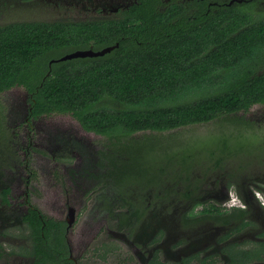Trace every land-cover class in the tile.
I'll list each match as a JSON object with an SVG mask.
<instances>
[{"label":"flooded vegetation","instance_id":"flooded-vegetation-1","mask_svg":"<svg viewBox=\"0 0 264 264\" xmlns=\"http://www.w3.org/2000/svg\"><path fill=\"white\" fill-rule=\"evenodd\" d=\"M62 1L83 18L55 21L121 17L137 2ZM158 1L192 16L264 10V0ZM15 87L0 90V264H264V164L231 178L211 162L219 171L188 177L197 164L150 161L145 134L55 130L23 87L3 98ZM126 173L147 177L123 183Z\"/></svg>","mask_w":264,"mask_h":264},{"label":"trees","instance_id":"trees-1","mask_svg":"<svg viewBox=\"0 0 264 264\" xmlns=\"http://www.w3.org/2000/svg\"><path fill=\"white\" fill-rule=\"evenodd\" d=\"M137 0L121 17L0 25V90L32 93L33 114H69L116 137L167 131L264 103V10L187 14ZM102 56L59 61L76 49Z\"/></svg>","mask_w":264,"mask_h":264},{"label":"rangeland","instance_id":"rangeland-1","mask_svg":"<svg viewBox=\"0 0 264 264\" xmlns=\"http://www.w3.org/2000/svg\"><path fill=\"white\" fill-rule=\"evenodd\" d=\"M81 15H84L83 12L74 11L71 5L62 0H0V25L14 21L79 19L83 18ZM15 95L23 97V89L15 87L5 93L3 98L10 101V98ZM46 120L52 122L61 131L72 130L74 134H89L83 132L69 114H52ZM142 134H145L143 138L150 149L156 146L154 149L157 153L147 154L150 161L160 162L159 164H177L186 172L189 171L186 168L188 165L197 164L188 177L204 173L211 166L214 171H219L218 168L227 169L231 178H234L239 173L238 170H249L264 164V154L259 149V147L264 149V103L252 106L243 115L238 113L236 116H221L208 122L191 124L169 131ZM258 145L259 147H256ZM94 146L101 149L108 145L105 139L97 138L94 140ZM231 152H233L234 160L230 156L226 161L219 163L218 168L211 161L205 162L208 158L211 160L212 154L214 156L229 155ZM260 155H263V163L259 158ZM223 164H226L227 168H223ZM171 167L172 165L168 168ZM130 175L126 173L125 176H121V181L128 183L134 179L137 182L147 177ZM171 176L173 178L166 177V179L173 180L176 177L173 173Z\"/></svg>","mask_w":264,"mask_h":264},{"label":"water","instance_id":"water-1","mask_svg":"<svg viewBox=\"0 0 264 264\" xmlns=\"http://www.w3.org/2000/svg\"><path fill=\"white\" fill-rule=\"evenodd\" d=\"M9 23V22H8ZM5 24V23H4ZM2 25V24H1ZM118 44L116 43L115 45H110V46H105V47H102V48H100V49H96V50H94V49H92V48H85V49H76V50H73V51H71V52H67V53H64L62 56H60L59 58H56V59H52L51 61H50V63L52 62V61H59V60H66V59H72V58H81V57H93V56H102V55H104L105 53H107V52H109V51H111L114 47H116ZM254 105H256V104H254ZM253 105V106H254ZM251 108V107H250ZM70 117H72L71 115H70ZM73 118V117H72ZM76 120V119H75ZM50 122V121H49ZM76 122L78 123V125L80 126V124H79V122L76 120ZM51 124H53L52 122H50ZM197 124V123H196ZM54 125V124H53ZM191 125V124H190ZM184 126H187V125H184ZM54 127H55V130H60L58 127H56L55 125H54ZM81 127V126H80ZM180 127H183V126H179V127H176V128H173V129H177V128H180ZM82 128V127H81ZM173 129H171V130H173ZM82 131L83 132H85V133H89V134H92L91 132H87L86 130H84L83 128H82ZM167 131H169V130H167ZM153 132H156V131H150V130H143V131H137V132H135V133H132V134H142V133H153ZM161 132H163V131H161ZM94 134V133H93ZM256 147H259V145L258 146H256ZM155 147H153L152 149H151V153H157V151H156V149H154ZM259 149H261L262 150V154H264L263 153V151H264V149L263 148H260L259 147ZM232 153V155H230ZM229 155H227V154H219V155H216V156H214L213 154H212V156H211V160H210V158H208L207 159V161H205V162H208V161H211V162H213V163H215V164H219V163H221L222 161H226V159L228 158V157H230V156H232V160H234V156H233V152H231ZM196 155V154H195ZM258 155V154H257ZM196 157H197V155H196ZM259 158L261 159V162L263 163V155H260L259 156ZM186 158H184V160H185ZM210 163V162H209ZM227 163H228V161H227ZM229 166V165H228ZM223 167H225V168H227L226 167V164H223ZM236 170H238L237 168H235ZM225 171H227L228 172V170L227 169H224ZM240 173H243V170L242 171H240V170H238Z\"/></svg>","mask_w":264,"mask_h":264}]
</instances>
